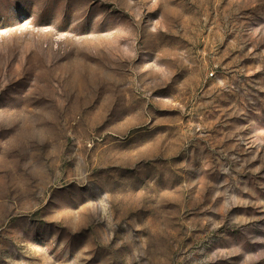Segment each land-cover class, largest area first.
<instances>
[{
	"label": "rangeland",
	"instance_id": "rangeland-1",
	"mask_svg": "<svg viewBox=\"0 0 264 264\" xmlns=\"http://www.w3.org/2000/svg\"><path fill=\"white\" fill-rule=\"evenodd\" d=\"M0 264H264V0H0Z\"/></svg>",
	"mask_w": 264,
	"mask_h": 264
}]
</instances>
